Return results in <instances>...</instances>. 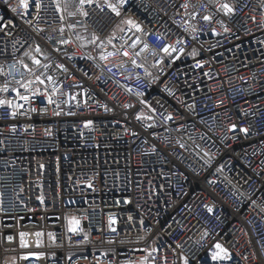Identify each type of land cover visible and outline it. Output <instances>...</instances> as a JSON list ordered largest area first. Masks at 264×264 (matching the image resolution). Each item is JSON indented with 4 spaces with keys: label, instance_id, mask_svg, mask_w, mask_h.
<instances>
[{
    "label": "built area",
    "instance_id": "1",
    "mask_svg": "<svg viewBox=\"0 0 264 264\" xmlns=\"http://www.w3.org/2000/svg\"><path fill=\"white\" fill-rule=\"evenodd\" d=\"M0 17V264H264V0Z\"/></svg>",
    "mask_w": 264,
    "mask_h": 264
},
{
    "label": "snow or ice",
    "instance_id": "2",
    "mask_svg": "<svg viewBox=\"0 0 264 264\" xmlns=\"http://www.w3.org/2000/svg\"><path fill=\"white\" fill-rule=\"evenodd\" d=\"M85 2H87V3H92V0H80V3H81V4H84ZM119 3H120V4L127 3V0H119ZM19 4H20V6H22V7L27 11L28 6H29V0H19ZM108 7L111 8V10H112L113 12L116 13V15H119V14H120L116 5L109 4ZM185 7H186V6H185ZM222 7L224 8V10H225L226 13H231V12H233V9H232L228 4H224V5H222ZM12 11H16V9L13 8ZM84 15L87 16V13L85 12ZM0 19H3V18L0 17ZM205 19L207 20V19H209V17L206 16ZM126 23H128V24H130V25H133L134 27L137 28V30H140V29H139V26H138V25H135L133 21L129 20V21H126ZM94 39H97V38L94 37ZM65 42H67V41H65ZM109 43H111V41H109ZM134 46H135V45H133V47H134ZM100 47L103 48V44H101ZM169 47H170V46H169ZM169 47H166V48L164 49V51H165L166 53L169 52ZM37 51H39V48H37ZM173 51H175V49H173ZM107 55H112V53H109V54H107ZM123 55H124V56H127L128 53H127V52H124ZM101 59H106V55H101ZM34 63L39 64L40 61L34 59ZM133 63H135V61H133ZM137 66H138V65H137ZM25 67H27V66H25ZM45 67H47V66H45ZM37 79H39V78H37ZM49 79H51V78L49 77ZM39 82H40L41 84L44 83L43 80H40ZM4 90H5V89H0V91H4ZM53 91H55V89H53ZM17 94L19 95V92H17ZM21 99L27 101V100L29 99V97H28L27 95H24V96L21 97ZM51 102H52V101H51V98L49 97V103H51ZM4 103H5V101L0 100V104H4ZM9 104H10V102H9ZM13 115H15V113H13ZM167 119H172V117L169 116V117H167ZM234 127H235V126H233V128H234ZM241 131H243V132L246 133V132H247V129H241ZM205 155H207V153H206ZM209 210L211 211V209H209ZM70 223L73 224V225L76 226V227H78V224H79V222H78V221H75V220L71 221ZM75 230H76L75 227H73V228L70 229V231H75ZM215 247L219 250V252L214 254V259H224V258H227V257H228L227 250L223 249V248L221 247L220 244H216ZM185 264H187V261L185 262Z\"/></svg>",
    "mask_w": 264,
    "mask_h": 264
},
{
    "label": "rangeland",
    "instance_id": "3",
    "mask_svg": "<svg viewBox=\"0 0 264 264\" xmlns=\"http://www.w3.org/2000/svg\"><path fill=\"white\" fill-rule=\"evenodd\" d=\"M73 220H75V218H73V217L70 216V217L68 218V224H70V222L73 221Z\"/></svg>",
    "mask_w": 264,
    "mask_h": 264
}]
</instances>
